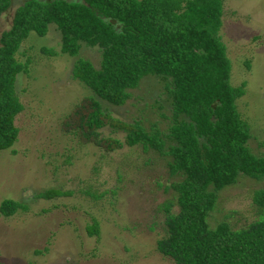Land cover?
I'll return each mask as SVG.
<instances>
[{"label":"trees","instance_id":"obj_1","mask_svg":"<svg viewBox=\"0 0 264 264\" xmlns=\"http://www.w3.org/2000/svg\"><path fill=\"white\" fill-rule=\"evenodd\" d=\"M11 3L0 0V14ZM221 12V0H18L0 32V150L15 141L12 120L21 110L13 82L26 64L14 54L27 33L42 36L51 24L60 53L76 56L83 45L99 54L97 67L78 57L72 61L71 78L91 95L64 116V130L79 145L104 152L139 145L164 161L171 181L162 189L169 188L171 197L158 204L163 233L154 242L156 252L173 264H264V184L251 192L256 219L236 229L224 217L208 224L217 192L237 176L264 181V155L247 148L248 128L235 110L243 83H228L229 63L216 34ZM145 77L161 80L169 113L160 114L168 120L164 131L153 125L146 132L100 108L99 101L122 105ZM105 126L124 132L122 141L99 136ZM18 208L23 206L10 199L0 201L2 217ZM86 233L97 234L94 221Z\"/></svg>","mask_w":264,"mask_h":264},{"label":"rangeland","instance_id":"obj_2","mask_svg":"<svg viewBox=\"0 0 264 264\" xmlns=\"http://www.w3.org/2000/svg\"><path fill=\"white\" fill-rule=\"evenodd\" d=\"M17 4L12 0L0 14V32ZM221 7L216 34L229 63L228 83H243L235 110L248 128L247 148L264 155V0H221ZM77 57L97 67L95 47L80 45L73 57L60 53L51 24L42 36L27 33L14 54L26 70L13 82L21 110L12 120L15 141L0 150V201L10 199L23 208L0 215V264H173L154 248L163 233L158 204L171 197L169 188L162 189L171 181L164 161L139 145L122 144L110 152L79 145L61 126L73 105L91 95L70 76ZM160 86L159 79L142 78L122 105L99 101L100 108L146 132L153 125L164 131L168 120L160 114L169 113ZM99 136L122 141L124 132L105 126ZM263 184L237 176L217 192L209 226L222 217L232 229L256 219L251 192ZM50 191L57 194L37 196ZM92 221L96 235L86 233Z\"/></svg>","mask_w":264,"mask_h":264}]
</instances>
